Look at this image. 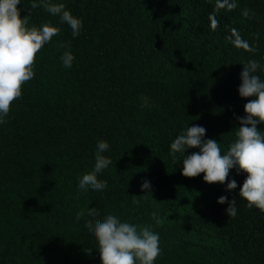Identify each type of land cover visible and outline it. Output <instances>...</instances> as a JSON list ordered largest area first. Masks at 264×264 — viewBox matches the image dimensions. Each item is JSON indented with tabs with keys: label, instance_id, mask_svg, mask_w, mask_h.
<instances>
[{
	"label": "trees",
	"instance_id": "trees-1",
	"mask_svg": "<svg viewBox=\"0 0 264 264\" xmlns=\"http://www.w3.org/2000/svg\"><path fill=\"white\" fill-rule=\"evenodd\" d=\"M52 2L82 28L74 37L59 16L21 0L30 25L60 32L38 52L34 78L0 123V264H102L85 224L110 214L159 235L154 264H264V212L239 196L247 173L231 169L227 182L237 188L228 190L203 173L184 176L186 154H170L187 126L204 127L222 152L236 139L237 117L253 99L239 94L243 63L264 69V0H234V9L218 11L216 0ZM233 28L255 51L227 39ZM62 44L75 57L71 68L62 64ZM257 75L264 80V71ZM257 127L264 133V123ZM101 140L111 163L97 177L107 187L81 190ZM145 180L152 193L141 189ZM221 196L235 199V217ZM91 208L97 216L87 215Z\"/></svg>",
	"mask_w": 264,
	"mask_h": 264
},
{
	"label": "clouds",
	"instance_id": "clouds-1",
	"mask_svg": "<svg viewBox=\"0 0 264 264\" xmlns=\"http://www.w3.org/2000/svg\"><path fill=\"white\" fill-rule=\"evenodd\" d=\"M21 0H0V123H6L12 104L22 96L23 86L34 78L36 56L43 46L59 34L60 29L50 23L40 26L30 25L27 15H21L19 5ZM43 7L53 16H59L61 23H66L72 29V35L78 36L82 28V21L67 10L63 3H53L52 0H31V8ZM234 9V0H216L215 10ZM30 15V13H29ZM248 16V10L243 11ZM210 27L215 31L219 26L215 12L210 14ZM227 39L237 48L253 52L250 44L245 41L237 29H231ZM66 50L61 56L64 67L71 68L75 59L70 51V44H62ZM258 70L264 71L256 60L243 63L241 72L242 83L239 94L249 99L244 105L246 113L237 117L239 124L235 133L236 139L231 142L226 152L214 138L205 139L206 129L199 125L187 126L170 145L171 155L176 158L177 153L186 154L182 160V174L192 178L203 173L204 181L224 184L228 181L230 170L247 173L239 196L247 201L249 208H257L264 212V133L257 127L264 123V80L257 75ZM106 141L97 144L96 162L94 170L85 173L80 179L78 187L87 191L89 187L101 191L107 187L106 182L98 179L97 174L106 169L111 161L102 155L108 150ZM190 148H198V152L187 153ZM237 182L232 179L227 182L228 190H235ZM142 190L152 193L150 182L145 180L141 184ZM134 204L139 201L133 199ZM218 203H228L226 212L229 217L237 215L235 199L228 201V197L221 196ZM88 216L98 215L95 208H91ZM84 212H78L79 221ZM153 219L157 213H152ZM158 222V221H157ZM85 227L98 242V250L102 264H154L160 254L159 235L149 226L138 227L128 222H122L115 215H107L103 220H88ZM89 253L90 250H87Z\"/></svg>",
	"mask_w": 264,
	"mask_h": 264
}]
</instances>
